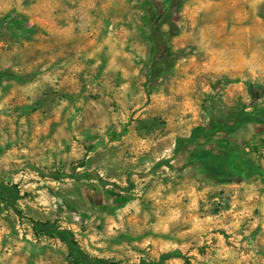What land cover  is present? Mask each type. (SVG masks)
<instances>
[{"label":"rangeland","instance_id":"rangeland-1","mask_svg":"<svg viewBox=\"0 0 264 264\" xmlns=\"http://www.w3.org/2000/svg\"><path fill=\"white\" fill-rule=\"evenodd\" d=\"M261 111L264 0H0V264H264Z\"/></svg>","mask_w":264,"mask_h":264},{"label":"trees","instance_id":"trees-1","mask_svg":"<svg viewBox=\"0 0 264 264\" xmlns=\"http://www.w3.org/2000/svg\"><path fill=\"white\" fill-rule=\"evenodd\" d=\"M154 24L156 23V19H154ZM244 121L253 122L256 124H261L264 126V111L261 112H248L245 114ZM237 124V123H236ZM235 124V125H236ZM234 124L230 126L231 128L235 126ZM229 126L222 123H215L212 124L209 129L205 130L203 127H195L191 131V134L187 138H178L177 139V145H180L183 141H191L198 135H207L211 133L214 129H218L221 131H225L227 129H230ZM221 170L220 167H213V166H207V171L212 173L213 175H216L217 172ZM51 177H57L58 174L50 173ZM62 175V174H61ZM0 189L2 190V193L6 196L12 195V192H10V188L6 186H0ZM33 231L35 233H43L46 234L49 237L57 238L64 242L67 248V255L66 258L68 260L76 259L81 264H103L104 260L101 258H90L86 254H84L77 246L76 241L74 240V237L70 230L65 228H58L55 227L54 224L47 220H33L32 222ZM169 254H163L161 258L168 257ZM111 264H117V263H111Z\"/></svg>","mask_w":264,"mask_h":264}]
</instances>
